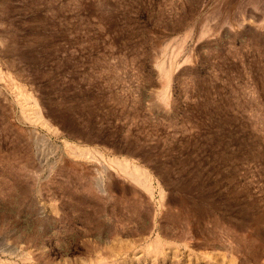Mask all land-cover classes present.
Wrapping results in <instances>:
<instances>
[{"label":"rangeland","instance_id":"1","mask_svg":"<svg viewBox=\"0 0 264 264\" xmlns=\"http://www.w3.org/2000/svg\"><path fill=\"white\" fill-rule=\"evenodd\" d=\"M0 264H264V0H0Z\"/></svg>","mask_w":264,"mask_h":264},{"label":"bare ground","instance_id":"2","mask_svg":"<svg viewBox=\"0 0 264 264\" xmlns=\"http://www.w3.org/2000/svg\"><path fill=\"white\" fill-rule=\"evenodd\" d=\"M126 168H127V167H126ZM126 168L123 167V169H126ZM135 169H136V168H135ZM133 170H134V168H133ZM128 171H129V170H128ZM129 174H130V172H129ZM143 175H144V174H143ZM145 177H146V176H145ZM142 179H143V177H142ZM146 179H147V178H146ZM143 180H144V179H143ZM144 182H145V181H144Z\"/></svg>","mask_w":264,"mask_h":264}]
</instances>
